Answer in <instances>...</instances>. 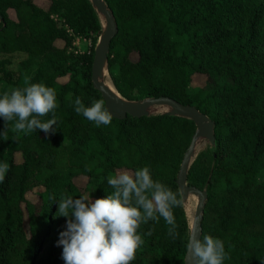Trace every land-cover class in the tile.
<instances>
[{
	"label": "trees",
	"instance_id": "obj_1",
	"mask_svg": "<svg viewBox=\"0 0 264 264\" xmlns=\"http://www.w3.org/2000/svg\"><path fill=\"white\" fill-rule=\"evenodd\" d=\"M102 1L116 29L106 74L120 97H167L213 123V144L203 140L186 172L187 186L205 192L200 238L223 242V264H264V0ZM45 2L0 0V95L28 77L53 88L58 105L48 134L14 131L15 121L0 117V164L9 165L0 183V264H64L57 241L67 218L57 216L58 201L103 198L113 191L110 175L148 167L154 181L178 192L195 132L191 120L153 107L146 117L99 127L77 114L76 97L85 106L101 99L90 84L100 16L89 0ZM76 39L89 42L87 52L75 51ZM195 75L204 82L191 90ZM183 208H173L175 237L158 214L141 223L144 243L131 264H183Z\"/></svg>",
	"mask_w": 264,
	"mask_h": 264
},
{
	"label": "clouds",
	"instance_id": "obj_2",
	"mask_svg": "<svg viewBox=\"0 0 264 264\" xmlns=\"http://www.w3.org/2000/svg\"><path fill=\"white\" fill-rule=\"evenodd\" d=\"M24 85L0 95V117L6 123L15 121L13 130L17 132L30 134L37 129L45 134L54 132L58 106L55 90L43 83H30L28 77ZM74 104L77 114L98 127L109 125L113 119L103 99H94L90 106H85L76 97ZM49 113H53L51 119H40ZM8 168L7 163L0 164V183ZM107 183L113 191L103 198L93 201L88 195L79 198L62 195L58 201L57 216L67 218L66 229L60 232L57 241V246H62L64 264H131L144 243L138 233L141 223L156 220L157 214L171 226L169 234L178 235L173 208L183 204L180 198L183 193L154 181L148 167L135 172L120 171L110 175ZM186 248L193 264H223L226 258L220 239L207 234L201 239L195 228Z\"/></svg>",
	"mask_w": 264,
	"mask_h": 264
},
{
	"label": "water",
	"instance_id": "obj_3",
	"mask_svg": "<svg viewBox=\"0 0 264 264\" xmlns=\"http://www.w3.org/2000/svg\"><path fill=\"white\" fill-rule=\"evenodd\" d=\"M89 2L95 9V12L104 20V28L101 30V34L93 49V59L90 66V84L92 88L99 93L101 99L105 100V106L113 114V118L123 119L125 116L134 118L146 117L148 116L149 108L163 106L168 109V111L165 112L167 115L187 118L195 125V132L182 154L175 178V184L178 192L183 193L180 197L182 200H184L188 194H194L197 197L192 221L188 228V239L192 234L193 228H195L197 234L200 236V221L203 202L205 200V192L187 186L186 172L194 159L193 155L197 140L202 139V141L204 140L209 145L213 144V123L208 120L205 115L199 113L194 107L180 105L167 97L147 98L141 101H127L120 97L112 84L111 86L114 92L109 90L103 80H101V73L103 71L106 72L108 45L116 33L115 24L111 12L106 8L102 0H89ZM183 264H193L191 256L187 253V248L183 257Z\"/></svg>",
	"mask_w": 264,
	"mask_h": 264
},
{
	"label": "rangeland",
	"instance_id": "obj_4",
	"mask_svg": "<svg viewBox=\"0 0 264 264\" xmlns=\"http://www.w3.org/2000/svg\"><path fill=\"white\" fill-rule=\"evenodd\" d=\"M35 1L40 6H45V4H46L45 0H35ZM8 16H9L10 19H13V17H14L13 13L11 11H9ZM99 22H100V27H101V30H102V27L104 28V20L101 17H99ZM73 45H74L75 51L78 52V53L87 52L88 49L90 48L89 42L86 41V40H83V39H76L74 41ZM15 64H16V60H13L11 67L14 68ZM103 76H104L103 77V81H107L108 77H107L106 72H104ZM203 82H204V77L203 76L195 75L191 79V82H190V85H189V89H191V90L197 89L198 87L203 85ZM166 111H168V109L163 107V106H155L152 109V113L153 114H159V113L166 112ZM205 146H206V143L204 141H202V140L198 141L196 146H195V151H194L193 158L201 150H203L205 148ZM260 179L261 180L264 179V175L262 177H260ZM75 182L77 184H83L84 180L83 179H77V180H75ZM188 195L186 196L187 199L185 198L183 200L182 208L184 206L183 211L185 210L184 211V215L186 213L185 218L187 220V225H188V228H189L190 227L189 224H191V221H192V217H193V213H194V206H195L197 197L194 194H188Z\"/></svg>",
	"mask_w": 264,
	"mask_h": 264
},
{
	"label": "bare ground",
	"instance_id": "obj_5",
	"mask_svg": "<svg viewBox=\"0 0 264 264\" xmlns=\"http://www.w3.org/2000/svg\"><path fill=\"white\" fill-rule=\"evenodd\" d=\"M102 29H103V27H102ZM104 75V71L101 73V76H102V79H103V76ZM104 83H105V85L109 88V90H111L112 92H114V90H113V88H112V86H111V83L109 82V80H107V81H103ZM189 196V195H188ZM187 199V198H186ZM186 201V200H185ZM184 207V206H183ZM189 226H190V224H189Z\"/></svg>",
	"mask_w": 264,
	"mask_h": 264
}]
</instances>
